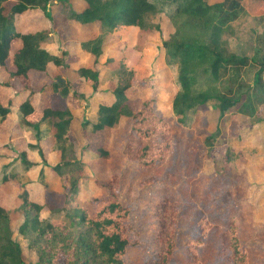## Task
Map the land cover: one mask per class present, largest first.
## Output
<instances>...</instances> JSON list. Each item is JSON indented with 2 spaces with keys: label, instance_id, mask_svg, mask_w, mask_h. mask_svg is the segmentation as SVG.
<instances>
[{
  "label": "trees",
  "instance_id": "16d2710c",
  "mask_svg": "<svg viewBox=\"0 0 264 264\" xmlns=\"http://www.w3.org/2000/svg\"><path fill=\"white\" fill-rule=\"evenodd\" d=\"M73 0H0V70H9L8 78L0 86L21 93L25 100L17 107V129L23 127L34 133L36 142L19 149L23 172L42 165L46 166L45 152L41 143L52 139V151L59 150L61 161L52 169L60 176L63 194L58 210L64 213L66 222L54 225L42 214L49 207V199L31 196L27 187L32 181L22 182L19 172L5 173L0 180V264H31L12 237L11 222L22 217L19 234L28 242L36 255L35 264H127L125 252L140 245L138 232L134 240L129 236L132 210L114 200L110 177L105 172L94 174L98 187L108 190L101 204L93 210L78 201L80 171L87 164L76 160L71 125L74 121L69 109L62 103L71 96L81 98L73 84L60 76L53 78L51 69H69L68 51L55 52L41 47L46 42L50 29L29 31L18 29L20 17L42 13L53 22L51 7L60 6L66 18L80 26L77 35L81 49L93 58L91 67H80L79 76L96 92L100 85L99 64L104 47L114 41V33L127 27H136L141 32L159 31V25L151 19L172 8L170 20L175 33L164 41L168 64L177 67L176 91L172 100L174 121L155 109V100L143 96L135 71L125 64V58L117 65L116 82L110 93L111 103L100 105L95 111H87L88 120L81 123L80 136L88 142L83 148L92 150V160L100 164L111 160L113 147L120 149V156L140 169H154L159 164H171L180 154V141L173 132L183 133L193 129L195 120L207 105L219 114V121L232 110L235 115L255 118L264 106V37L258 39L252 56L230 52L224 34L231 33L232 23L240 20L248 11L246 0H76L85 4L80 11L72 5ZM264 4V0H250ZM98 30L97 37L90 38L92 28ZM80 30L78 29V32ZM20 42L15 50L13 43ZM113 62L106 59L105 63ZM249 69L254 70L251 82L244 79ZM52 92L50 104L36 101V95ZM136 96V97H134ZM133 97V98H132ZM11 101L4 105L0 99V130L10 121ZM127 121L128 130L121 125ZM172 122V123H171ZM208 121H205L206 124ZM179 126V127H178ZM46 131V133H45ZM98 134H102L100 137ZM222 134L217 128L202 138L204 153H198L200 161L192 163L193 175L181 185L184 189L199 175L202 160L207 159L216 146V138ZM96 135L91 139L89 136ZM124 136V137H123ZM123 138V139H120ZM17 142V150L19 147ZM5 148L0 147V150ZM28 152H37L41 163L30 160ZM230 163V156L223 159ZM43 177V172H41ZM164 177L151 176L141 184L143 187L168 184ZM205 178L201 176V179ZM41 181V180H40ZM42 182V181H41ZM43 188L48 187L43 182ZM17 190L20 204L9 209L1 203V192ZM44 193V192H43ZM180 202L164 197L157 205L155 218L160 225L157 240L160 242L153 264H173L177 249L176 232L179 226ZM129 222V225L126 224ZM202 235L191 240L193 246L202 245L203 236L211 225L206 215L198 219ZM236 217L229 219L223 238L230 241L232 264H249V256L241 248ZM64 260L60 261V257ZM197 258V253L194 251Z\"/></svg>",
  "mask_w": 264,
  "mask_h": 264
},
{
  "label": "rangeland",
  "instance_id": "374dc122",
  "mask_svg": "<svg viewBox=\"0 0 264 264\" xmlns=\"http://www.w3.org/2000/svg\"><path fill=\"white\" fill-rule=\"evenodd\" d=\"M246 7L248 13L240 20L232 23L231 33L224 34L223 38L226 40V46L230 52L252 56L258 39L264 37V4L246 0ZM172 10V8L167 9L151 19L154 24L159 25V31L141 32L138 28L135 30L123 28L114 33V41L105 46L104 55L99 64L94 66L95 69L99 70L100 79V87L98 86L100 94L96 98H94L95 93L89 83L79 77V68L86 65L90 67L92 62L86 59L87 55L77 45V35L81 34L76 28L77 25L68 20L61 7L56 5L51 7L53 22L48 21L42 13L27 15L28 19L24 22L26 27L33 28L35 26V28H40L42 25L51 30L47 41L43 42L41 47L55 52L65 50L69 53L78 52L81 54L80 59L77 57L69 59L70 67L67 71L51 69L50 72L53 78L60 76L68 79L73 84L74 91L72 92L82 96L78 98L70 95L71 99H66L65 103H62L74 117L71 125L75 148L74 157L76 160L87 164L79 172L81 181L78 186V201L89 210H93L95 206L101 204L102 202L99 199L105 198L109 192L102 187H98V184L94 181V178H96L94 174L98 172L97 174L100 175V173L105 172L110 176L107 178V182L111 183L113 189L112 200L128 206L132 210L129 236L134 240L135 231H137L140 239V245L132 246L125 252L124 259L127 264H153L157 257L160 246L157 234L160 225L154 215L158 203L164 197L177 199L180 202L179 226L176 232L177 249L173 264H232L229 260L232 253L230 241L223 238V233L228 229L229 219L232 216L236 217L241 248L249 256V264H264V189H262L264 185L253 182L251 179H247L250 182H246V177L243 176L244 172L238 173L241 164L237 162L245 157L254 164L258 161L264 162L263 135L256 141L253 148H246V144L240 142V140L234 139L232 143H229L226 136H221L222 134L218 136L215 139L216 146L212 153L208 155V160H202L204 161V171H206L205 178H194L188 189L178 186L181 185L184 178L190 175L191 163L198 162L200 159L198 158V161H196L193 158H185L182 155L183 148L186 150L190 146L193 152H197L196 147L193 145L199 142L202 143V139L196 137L194 135L196 131L192 129H187L183 133L173 132L180 141V154H177L173 163L167 165L162 163L149 170L140 169L127 161L124 162V159L120 156V149L116 150L117 146L115 148L114 145H112L114 151L111 160L105 161L103 164L92 160L93 154L90 148L83 149L88 141L80 136L81 123L88 119L87 110L89 108L95 111L100 105L111 103L110 98L113 100L111 94L105 91L103 87L106 84L110 87L115 84V73L119 70L117 63L123 58H125V64L135 71V79L141 84L140 90L143 92V96L153 99L155 102L157 101L155 109L174 121L172 108H167V106L170 105L173 95L178 90L177 67L168 64L164 48V41L175 33V27L170 20ZM108 58L112 59L113 62L106 64L105 61ZM108 68L112 70L110 71ZM253 74L254 70L249 69L244 74V79L251 82ZM91 92L94 94H88ZM88 101L90 102L89 108L87 106ZM207 106L209 111H214L211 104ZM15 115L17 116V112ZM126 122L121 125L128 130ZM263 124L264 113L258 126L262 127ZM16 126V123L11 120L2 126L0 130V147L5 148L0 150V180L5 173L19 172L22 182L33 180L39 183V185L35 183L27 187L31 196L38 195L40 197L39 193H48L49 188L55 192L63 191L61 178L52 169L61 161L59 150L54 151L57 159L52 158V160L46 161V167L38 166L28 172H23V166L20 165L19 158V149L26 144L23 137L28 138V141L32 144L36 140L34 133L28 127L22 128L23 136ZM211 126L215 130L220 128L221 132L223 130L227 136L233 130V134L236 133L233 122H231L230 127L228 125L226 128L228 133L220 121L216 126L215 121L211 119L209 128ZM241 126L243 128V125ZM17 142H20L18 150ZM182 143L183 147L181 146ZM229 144H232V146H229ZM242 147L243 149L240 151ZM202 150L206 152L205 147ZM226 155L230 156V163L225 166L223 159ZM37 159L39 161L38 156ZM231 163L234 164L233 169L228 166ZM218 167L220 169L216 170ZM41 172H43V177H41ZM215 172L216 174L213 175ZM167 173L170 176L174 175L173 180L170 182L171 188L167 189L164 186L157 187L154 185L141 186L146 178L155 175L164 177ZM256 176L257 174H252V179L254 180ZM97 180L104 181L99 178ZM43 182L50 187L43 188ZM56 193H49L47 199L50 201L48 204L53 207L45 210L42 216L54 225H62L66 220L63 218L64 213L58 210V206H61L60 196ZM1 203L9 209H13L20 204L17 190L2 189ZM201 215H206L211 229L203 236L202 245L193 246L194 244L190 243L191 240L202 235L197 222ZM22 222V217L14 218L11 222L12 237L19 243L26 260L31 264H35L36 255L29 249L28 242L18 232ZM126 224L129 225V222H126ZM194 251L197 253V258L194 256ZM63 260L64 256L62 255L60 261Z\"/></svg>",
  "mask_w": 264,
  "mask_h": 264
},
{
  "label": "crops",
  "instance_id": "0c3cea01",
  "mask_svg": "<svg viewBox=\"0 0 264 264\" xmlns=\"http://www.w3.org/2000/svg\"><path fill=\"white\" fill-rule=\"evenodd\" d=\"M72 5H73V7L76 9V10H78V11H80V10H82L83 8H84V6H85V4L83 3V2H81V1H76V0H73L72 1ZM26 19H28V17L27 16H22V17H20L19 18V20H18V22H17V28L18 29H23V28H28V27H26V25L24 24V22H25V20ZM76 28H77V30H78V28H79V26L77 25L76 26ZM127 28H130V29H137L136 27H127ZM44 30V29H46V27H43L42 25L40 26V28H35V26L33 27V28H28V30L29 31H39V30ZM79 30H80V32H81V29L79 28ZM97 34H98V30L96 29V27H94V28H92V30L90 31V33H88V35L90 36V38H95V37H97ZM77 41V45H79V42H78V40H76ZM13 45H14V47H15V50L16 49H18L19 47H20V42L19 41H15L14 43H13ZM107 45V44H106ZM80 47V46H79ZM80 49H81V47H80ZM82 50V49H81ZM104 51H105V47H104ZM82 52H84V54H86L87 56H86V59H89L92 63L90 64L91 66H92V64H93V56L91 55V54H89V53H87V52H85V51H83L82 50ZM70 56H71V58L72 57H77V58H79L80 59V56H81V54L80 53H78V52H74V53H71L70 52ZM90 66V67H91ZM106 66V65H105ZM8 68H9V70L8 71H12L13 70V67H11V65H9V66H7ZM83 67V66H82ZM85 67H89L88 65H86ZM106 67H108V66H106ZM110 71L112 70L111 68H108ZM7 70H0V82H3L5 79H7L8 78V75H7V72H8ZM99 71V70H98ZM117 73V72H116ZM116 73H115V78H116ZM80 77V76H79ZM61 78H63V77H61ZM136 78V77H135ZM64 80H68V79H65V78H63ZM80 79H83V78H81L80 77ZM100 80V79H99ZM69 81V80H68ZM138 80L136 79V82H137ZM115 82H116V79H115ZM88 83V82H87ZM90 85V84H89ZM115 85V84H114ZM113 85V86H114ZM91 86V85H90ZM113 86H108L107 84H106V86L105 87H103L104 89H105V91H107L109 94H111L110 93V89H112L113 88ZM92 87V86H91ZM99 87H100V85H99ZM93 90V89H92ZM93 92H91V93H88V94H92ZM95 93V94H94ZM93 94H94V98H96L97 96L99 97V89L96 91V92H94ZM141 93H143L142 91H141ZM176 93V92H175ZM86 94V93H85ZM87 94V95H88ZM51 95H52V92L51 91H47L46 93H45V95L44 94H40V95H36V101H41V103H43V104H50V101H51V99L52 100H54V98H52L51 97ZM175 95V94H174ZM174 95H173V97H174ZM111 97H113L112 95H111ZM173 97H172V99H171V103H170V105L169 106H167V108H172V100H173ZM0 99L2 100V102H3V104L4 105H7L8 104V102L9 101H11V104H12V112H11V114L9 115V117H10V121L12 120L13 121V123H16V125H17V122H18V120H17V116L15 115V113L17 112V107H18V105L21 103V102H23L24 100H25V97L21 94V93H19V94H16L15 93V91H13V90H11V89H9V88H6V87H2V86H0ZM67 100L68 99H71V97H67L66 98ZM65 99V100H66ZM114 99V98H113ZM64 100V101H65ZM110 101L112 102L113 100H112V98H110ZM157 102V101H156ZM65 103V102H64ZM89 105H90V102L88 101V103H87V106H88V108H89ZM69 106V105H68ZM89 109H91V108H89ZM88 109V110H89ZM87 110V111H88ZM235 111L236 110H232V111H230L229 113H227L226 114V116H225V118H223L221 121H220V123L221 124H223L224 125V127H225V131L228 133V130L226 129L227 128V126L229 125V127L231 126V122H233V124H234V128H236V133L235 134H233L234 133V130H233V132L231 133V134H229L228 133V136H227V134L222 130V135L221 136H226L227 137V139L229 140V143H232V141H234V139L235 140H240V142L242 141V143H245L246 144V148H253L254 146H255V143H256V141H258V139L260 138V136L261 135H263V138H264V132H263V129H264V124L262 125V127L259 125L258 126V124H259V122H261L262 121V118H263V113H264V106L263 107H261L260 109H259V111H258V114H257V116L255 117V118H249V117H245V116H243V115H235ZM164 114V113H163ZM165 115V114H164ZM218 117H219V114H218V112H216V111H213V112H211V111H209V108H208V106H207V109L206 110H201L200 112H199V114H198V116H197V118H196V120H195V123H193L194 125H195V127L192 129L193 131H196L195 133H194V135L196 136V137H199L200 138V140L203 138V136L204 135H208L209 133H211V132H213L214 130H215V128H213L212 126H211V128H209V124H210V122H211V119H213L214 121H215V125L217 126V123L219 122V119H218ZM261 117V118H260ZM88 120V119H87ZM260 120V121H259ZM205 121H208L206 124H204L205 123ZM122 123L123 122H125V119H122V121H121ZM73 124V123H72ZM241 125H243V128H241L242 126ZM219 126H220V124H219ZM20 131H21V134L24 136V132H23V129H20ZM72 135H73V131H72ZM99 135V137L102 135H100V134H98ZM96 137V135H91V136H89V138H91V139H93V138H95ZM23 139L25 140V142H26V144L25 145H28V144H32V142H29L28 141V138H26L25 136L23 137ZM52 139H48V140H46V141H43L42 143H41V147H42V149L44 150V152H45V156L44 157H46V161L48 162V160H52V158H54V160H56L57 158V156H56V154H55V152L54 151H52ZM34 144V143H33ZM182 147H183V143H182V145H181ZM193 146H195L196 147V149L195 150H197V152H193L192 151V148H190V146H188L187 147V149L185 150V148H183V156L185 157V158H193V159H196V161H198V153H204L203 152V150H202V148L204 147L203 146V144L202 143H197L196 145H193ZM229 146H232V144L230 145L229 144ZM84 149V148H83ZM242 149H243V147L241 148V150L240 151H242ZM92 151V150H91ZM37 156H38V158H39V161H38V159H37ZM27 158H29L30 160H32L33 162H36V163H41V158L39 157V154L38 153H36V152H28V157ZM207 160H208V158H207ZM205 161H206V159H205ZM202 162V169L200 170V172H198L199 173V175H197L195 178H199L200 177V179H201V176H204L205 175V173H206V171H204L205 170V167L203 166V163H204V161H201ZM237 162H239L240 164H241V168H240V172H238L239 174L240 173H242V172H244V177H246V182L247 181H249V180H247V179H251L253 182H256V183H258V184H263L264 185V162H257L256 164H254L253 162H251L247 157H245L244 159H240L239 161H237ZM207 163V162H206ZM20 165H22V164H20ZM234 164L233 163H231L230 165H228L229 167H234L233 166ZM39 166H41L42 167V165H39ZM21 167V166H20ZM38 167V166H37ZM37 167H35V168H37ZM44 167H46V166H43V168ZM34 169V168H33ZM218 169H220L219 167L216 169V170H218ZM233 169V168H232ZM215 170V171H216ZM170 173V172H169ZM169 173H167L168 174V184L170 185V186H172L171 184H170V182L173 180V178L172 177H174V175H171L170 176V174ZM216 174V172L213 174V175H215ZM252 174H257V176L255 177V179L253 180L252 179ZM192 175H193V169H192V163H191V172H190V175L189 176H187L186 178H184V180L185 179H190L191 177H192ZM204 179V178H203ZM183 180V181H184ZM182 181V182H183ZM181 182V183H182ZM250 182V181H249ZM35 183H37V182H34L33 180H32V183L31 184H35ZM38 185H39V183H37ZM190 184H192L191 183V181L188 183V184H186V185H188L187 187H190L191 185ZM50 187V186H49ZM48 187V188H49ZM262 189H264V188H262ZM50 192H54V193H56V192H58V191H51V189L49 188L48 189V193H41V198L42 199H47V197H48V195H49V193ZM56 194H58V195H62L63 194V191L61 190H59V192L58 193H56ZM52 195V194H51ZM19 205V204H18ZM18 205H16L15 207H17ZM14 207V208H15Z\"/></svg>",
  "mask_w": 264,
  "mask_h": 264
}]
</instances>
